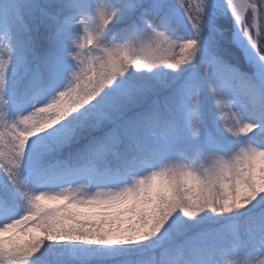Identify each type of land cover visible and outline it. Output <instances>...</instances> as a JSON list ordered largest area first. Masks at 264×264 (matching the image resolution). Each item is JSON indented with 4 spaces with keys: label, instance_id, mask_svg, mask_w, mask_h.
I'll return each instance as SVG.
<instances>
[{
    "label": "snow or ice",
    "instance_id": "6c2138e0",
    "mask_svg": "<svg viewBox=\"0 0 264 264\" xmlns=\"http://www.w3.org/2000/svg\"><path fill=\"white\" fill-rule=\"evenodd\" d=\"M0 264H264V0H0Z\"/></svg>",
    "mask_w": 264,
    "mask_h": 264
},
{
    "label": "trees",
    "instance_id": "16d2710c",
    "mask_svg": "<svg viewBox=\"0 0 264 264\" xmlns=\"http://www.w3.org/2000/svg\"><path fill=\"white\" fill-rule=\"evenodd\" d=\"M192 2H193V6H195L196 0H192Z\"/></svg>",
    "mask_w": 264,
    "mask_h": 264
},
{
    "label": "rangeland",
    "instance_id": "374dc122",
    "mask_svg": "<svg viewBox=\"0 0 264 264\" xmlns=\"http://www.w3.org/2000/svg\"><path fill=\"white\" fill-rule=\"evenodd\" d=\"M246 16H247V14H246ZM178 51V50H177ZM228 227H231V225H228Z\"/></svg>",
    "mask_w": 264,
    "mask_h": 264
}]
</instances>
